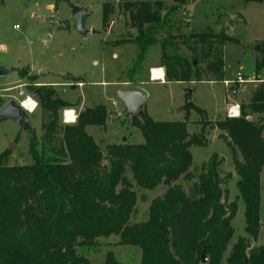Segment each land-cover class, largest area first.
<instances>
[{
	"label": "trees",
	"instance_id": "1",
	"mask_svg": "<svg viewBox=\"0 0 264 264\" xmlns=\"http://www.w3.org/2000/svg\"><path fill=\"white\" fill-rule=\"evenodd\" d=\"M172 1L170 7L164 0H125L122 4L136 34L113 45L136 47L129 81L135 83L148 52L158 46L166 83L222 82L223 47L237 41L223 30L218 34L180 32L175 15L194 0ZM102 12L105 27L112 8L103 5ZM252 50L256 54L254 82L259 85L249 102L239 106L237 118L226 117L213 125L200 121L198 134L187 131L189 112L202 117L206 113L185 103L184 121L157 122L143 111L131 121L142 143L110 144L101 149L85 128L105 126L106 108L99 105L80 111L74 124L62 125L60 112L75 105L41 87L42 134L36 138L32 129L27 132L31 165L10 166L11 153L0 155V264H89L85 255L101 246L99 239L112 236L118 237L119 246L138 248L140 264H202L203 253L205 264H222L234 235L231 222L237 203L222 202V159L216 154L194 168L190 149L208 145L206 126L219 131L230 151L244 204L246 237L231 245L224 262L264 264V245L252 247L264 216L260 184L264 168V40ZM179 180L191 183L186 191L177 184ZM159 186L164 192L149 203L146 221L130 223L136 211V190L152 192ZM104 264L121 263L108 252Z\"/></svg>",
	"mask_w": 264,
	"mask_h": 264
},
{
	"label": "rangeland",
	"instance_id": "2",
	"mask_svg": "<svg viewBox=\"0 0 264 264\" xmlns=\"http://www.w3.org/2000/svg\"><path fill=\"white\" fill-rule=\"evenodd\" d=\"M124 2L125 0H0V68L8 72L0 76V109L10 101L18 104L21 100L13 89L17 84L24 86L29 94L41 87L50 88L58 98L75 105L60 112L62 125L67 124L62 120L63 111L73 110L78 116L82 107L92 106L94 102H102L114 114L112 121H108L105 138L110 144H119L122 135L128 134L127 128L131 125V117L125 113L124 104L118 99L115 91L138 90L144 87L143 84L141 86L144 80L143 69L139 75H136L135 83L132 84L128 79V70L135 58L136 47L113 45V42L136 34L135 29L130 25L128 15L121 9ZM164 2L168 7L174 6L172 0H164ZM103 5L112 8L105 27L102 24ZM74 10L76 12L84 10L89 13L83 22V27L87 31L85 35L76 28L73 20ZM234 14L240 15L243 22H233L230 17ZM175 22L180 32L186 34L192 32L218 34L223 30L227 36L236 40L237 43L229 42L223 47L225 79L231 81L241 77L246 82L245 94L238 92L234 97L236 101L243 99L245 95H250L257 88L259 84L254 82L256 54L252 46L264 40V2L194 0L175 15ZM51 23L54 26L48 30ZM186 24L188 26L184 28ZM15 25L19 29H14ZM153 48L146 57L143 65L145 67L155 56L156 51ZM181 52L187 53L184 48ZM41 72L44 73L43 76H40ZM67 76L80 79L85 85L81 84L82 82L77 83L79 81H74L76 84L67 83ZM100 82H106V85L101 87L98 85ZM206 83H168L167 85L147 83L145 88L148 89L151 97L145 106L142 105L141 110L145 112L146 108L149 115L157 122L184 121L186 112L181 113L179 110L186 103L184 91L191 90L193 94L190 96V103L205 110L206 113V116L202 117L193 110L189 112L187 131L189 134H198L201 129L200 121L205 120L213 125L214 122L226 118V115L222 116L220 113L221 101L224 96L231 97L232 91V88L227 89L229 93L226 94L222 84ZM34 88L35 90L31 91ZM249 99L250 96L248 101L241 104H247ZM111 102H116V106L113 107ZM37 104L36 110L32 114L25 112V116L36 138H39L42 134L40 128L42 111L38 102ZM116 113L121 117L116 118ZM249 118L251 121V117ZM253 120H256L255 116ZM92 128H87L89 135L94 131ZM209 128L208 126L205 128L208 145L192 146L190 151L194 168L207 162L212 154L222 159L219 168L222 180L220 188L224 193L222 202L237 203V213L231 222L234 229L232 245L238 238L246 237L244 204L238 195L236 187L238 178L234 172L230 151L219 138V131L216 128ZM102 134L101 131L99 135ZM134 135L132 143L139 144L143 141L140 132L135 131ZM16 139L17 142L14 143ZM28 143L27 132L21 131L10 120H0V155L8 151L10 144H15V148L9 151L10 166L20 163L31 165ZM100 145L103 149V143ZM177 184L186 191L191 183L188 185L179 180ZM260 184L263 208L264 169L260 175ZM163 192L162 186L152 192L136 190L138 200L130 223L146 221L149 203ZM142 195L145 200L141 199ZM99 242L101 246L96 251L85 255L89 264H104L108 252H112L121 264H140V250L130 246H119L118 237L99 239ZM231 245L224 254L222 264H225L224 259L228 256ZM262 245H264V216L261 217L257 242L252 244V247Z\"/></svg>",
	"mask_w": 264,
	"mask_h": 264
},
{
	"label": "crops",
	"instance_id": "3",
	"mask_svg": "<svg viewBox=\"0 0 264 264\" xmlns=\"http://www.w3.org/2000/svg\"><path fill=\"white\" fill-rule=\"evenodd\" d=\"M129 46V45H128ZM155 51H156V53H155V56H154V58H153V60L150 62H148L147 63V65H146V67L145 66H143L142 68H143V76H144V80L142 81V83H141V86H142V84H143V88H140V89H138V90H116L115 91V94L117 95V93L118 92H132V91H134V92H139V93H141V94H143L144 96H145V103H144V106H145V104L147 103V101H148V99L151 97V94H150V92L149 91H147L148 89H146L145 88V86L147 85V83H157V84H159V85H167L168 83H166L165 82V75H164V69L160 66V63H159V59H160V52H159V48H158V46H156V47H154L153 48ZM150 52V51H149ZM149 52H148V54H149ZM136 54V53H135ZM148 54H147V56L146 57H148ZM113 57H114V55H113ZM146 59L147 58H145V61H144V63L146 62ZM144 65V64H143ZM153 70H158V71H161L162 72V75L160 76V75H158V76H156V77H154L153 75H152V73H153ZM31 73L33 74V72L31 71ZM74 80H78L79 82H77V83H81V84H83V85H85L84 84V82L82 81V80H80V79H74V78H72V77H70V79L69 80H67L66 79V82L67 83H73L74 82ZM223 80H227V79H225V76H224V78H223ZM20 82V81H19ZM76 82V81H75ZM74 82V83H75ZM218 84V82H212V81H209V82H207L206 84H209V85H214V84ZM53 84V83H52ZM52 84H47V85H52ZM76 84V83H75ZM219 84H221V82L219 83ZM20 84H17L16 86H19ZM55 85H57V84H55ZM99 86H101V87H103L102 85H106V82H100L99 84H98ZM14 88V87H13ZM224 89H226L225 87H223V91L226 93V94H228L229 92H228V90L226 89V90H224ZM16 92H17V90H16ZM238 92H244L243 94H245V87H234V88H232V91H231V93H230V95H231V97H225L224 96V98H223V100L221 101L222 102V104H221V109H220V113H221V115L223 116V115H226V110H227V106H229V105H231V104H237V105H239L240 106V104L241 103H245L246 101H248V98H249V94L248 95H245V97L243 98V99H239V100H235L234 99V97L236 96V94H238ZM193 94V91L191 92V95ZM225 95V94H224ZM185 96V95H184ZM191 98V97H190ZM225 99V100H224ZM185 100H186V97H185ZM185 100H184V103H185ZM228 102H227V101ZM227 102V103H226ZM99 105H103L105 108H106V110H107V113H108V116H107V121H106V124H105V126H103V127H93L92 129L94 130L92 133L94 134V136H96V137H94L93 136V134L91 133L90 135H89V133H88V130H87V128H90V127H92V126H87L86 128H85V131H86V133L95 141V143L101 148L102 146L100 145L101 143H103V148L105 147V146H107V145H110V143H108V142H110L107 138H105V136H106V128H107V124H108V121H112V119H113V115L114 114H112L111 112V110L110 109H108L107 107H106V105L104 104V103H102V102H94V104L92 105V106H86V108H88V109H90V110H92L94 107H96V106H99ZM184 106V105H183ZM180 107V106H179ZM145 110V112H146V114L152 119V120H154L150 115H149V113L147 112V109L145 108L144 109ZM205 111V110H204ZM75 112V115L73 116L74 117V119H73V121H71V122H67V124H74L75 123V121H76V118H77V114H76V111H74ZM170 112H172V110H170ZM179 112H181V113H184V111H183V109H181V110H179ZM207 112V111H206ZM264 116V115H263ZM40 117H41V114H40ZM131 121H133L132 119H130ZM155 121V120H154ZM131 125H130V127H128L127 128V132H128V134H126V135H122V141L119 143V144H124V143H127V144H136V143H132V140H133V137L135 136L134 135V132L135 131H138L139 132V130L132 124V123H130ZM111 127V126H110ZM135 127V128H134ZM95 128H97V130H95ZM101 131H102V135H99V133H101ZM117 133H115V135H116ZM143 142V141H142ZM141 142V143H142ZM140 144V143H139ZM264 169V168H263ZM263 171V170H262Z\"/></svg>",
	"mask_w": 264,
	"mask_h": 264
},
{
	"label": "water",
	"instance_id": "4",
	"mask_svg": "<svg viewBox=\"0 0 264 264\" xmlns=\"http://www.w3.org/2000/svg\"><path fill=\"white\" fill-rule=\"evenodd\" d=\"M62 1V0H59ZM89 13L81 10L73 14V20L75 21L76 28L78 31L85 35L87 31L83 27L84 18L88 16ZM231 20L233 22H239L243 19L240 15L234 14L231 17ZM54 26V24H50L48 30H51V28ZM8 72L0 68V76L6 75ZM44 73L41 72L40 76H43ZM67 80L70 79L69 76L66 78ZM191 90H185L184 95L186 97V105H190V96H191ZM30 96L38 103L42 102L44 98L40 94V90L36 89L34 92L30 93ZM118 99L123 102L125 107V113L131 117V119L134 121L138 118H140L143 114L141 107L145 103V96L139 92H118L117 93ZM90 109L86 107H82L81 111H89ZM0 120H10L15 123V125L23 132H31V128L28 125L27 118L25 116V112L21 109V107L16 104L14 101H10L7 104H5L0 109ZM247 121H250V118H246ZM15 148V144H10V147L8 151ZM21 164V163H20ZM207 259L205 258V254L203 253L201 256V262L202 264H205Z\"/></svg>",
	"mask_w": 264,
	"mask_h": 264
},
{
	"label": "built area",
	"instance_id": "5",
	"mask_svg": "<svg viewBox=\"0 0 264 264\" xmlns=\"http://www.w3.org/2000/svg\"><path fill=\"white\" fill-rule=\"evenodd\" d=\"M14 29H19V27L17 25H15L13 27ZM246 82L241 78V77H237L234 80L231 81H227V80H223L221 82L222 86L225 87L226 89H231L234 87H244V84ZM14 90H17L16 92V96L21 98V100L18 102V105L21 107V109L29 114H32L36 108L38 107L37 102L30 96V94L25 91V87L24 86H16L13 88ZM4 91V90H3ZM9 89L6 90V92H8ZM26 102H30L32 103L31 106H25ZM111 105L113 107L116 106V102H111ZM239 113H240V108L239 105L237 104H231L227 107L226 110V117L228 118H237L239 117ZM68 114H72L73 116L75 115V112L73 110H65L62 112V120L64 123H67L68 121L66 120V117ZM116 118H120L121 115L119 113L115 114Z\"/></svg>",
	"mask_w": 264,
	"mask_h": 264
},
{
	"label": "bare ground",
	"instance_id": "6",
	"mask_svg": "<svg viewBox=\"0 0 264 264\" xmlns=\"http://www.w3.org/2000/svg\"><path fill=\"white\" fill-rule=\"evenodd\" d=\"M152 75H153L154 77H156V76H158V75L161 76V75H162V72H161V71H158V70H153ZM31 104H32V103H30V102H26V103H25V106H31ZM73 119H74V117H73L72 114H68L67 117H66V120H67L68 122L73 121Z\"/></svg>",
	"mask_w": 264,
	"mask_h": 264
},
{
	"label": "flooded vegetation",
	"instance_id": "7",
	"mask_svg": "<svg viewBox=\"0 0 264 264\" xmlns=\"http://www.w3.org/2000/svg\"><path fill=\"white\" fill-rule=\"evenodd\" d=\"M75 13H76V12H75ZM75 13H74V14H75Z\"/></svg>",
	"mask_w": 264,
	"mask_h": 264
}]
</instances>
